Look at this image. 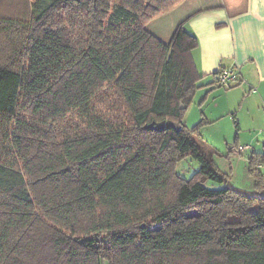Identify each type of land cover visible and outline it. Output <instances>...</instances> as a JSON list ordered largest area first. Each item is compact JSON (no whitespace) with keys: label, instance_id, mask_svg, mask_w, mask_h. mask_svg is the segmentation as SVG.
I'll use <instances>...</instances> for the list:
<instances>
[{"label":"trees","instance_id":"1","mask_svg":"<svg viewBox=\"0 0 264 264\" xmlns=\"http://www.w3.org/2000/svg\"><path fill=\"white\" fill-rule=\"evenodd\" d=\"M182 1L0 0V264H264V154L228 182L184 122L197 38L146 28Z\"/></svg>","mask_w":264,"mask_h":264},{"label":"crops","instance_id":"2","mask_svg":"<svg viewBox=\"0 0 264 264\" xmlns=\"http://www.w3.org/2000/svg\"><path fill=\"white\" fill-rule=\"evenodd\" d=\"M179 23L198 41L191 54L201 79L192 105L205 94L206 102L215 93L218 87L213 75L226 69L238 76L232 87L236 86L240 99L237 104L235 98L233 104L254 102L264 107V0H183L150 20L146 28L167 43ZM227 100L231 104L233 97ZM230 110L234 109L226 111ZM246 115L256 118L252 110Z\"/></svg>","mask_w":264,"mask_h":264},{"label":"rangeland","instance_id":"3","mask_svg":"<svg viewBox=\"0 0 264 264\" xmlns=\"http://www.w3.org/2000/svg\"><path fill=\"white\" fill-rule=\"evenodd\" d=\"M216 85L217 90L206 102L200 103L198 100L186 109L185 124L190 127L201 119L206 120L198 129V140L203 145V150L211 155L214 164L227 175L232 186L250 191L254 177L250 172L248 157L252 152L264 154V107L254 102H245L243 106L235 105L239 104L240 99L236 98L240 96L238 91H234L236 86L228 88ZM229 97H233L231 104L227 100ZM230 108L234 110L227 112ZM224 110L226 114L223 113ZM251 110L256 118L251 119L246 115ZM237 119L240 120L238 123ZM248 126L250 128L245 130ZM246 145L248 146L243 147ZM198 167L195 160L186 158L178 164V172L189 178ZM257 169L262 172L264 179V166Z\"/></svg>","mask_w":264,"mask_h":264},{"label":"built area","instance_id":"4","mask_svg":"<svg viewBox=\"0 0 264 264\" xmlns=\"http://www.w3.org/2000/svg\"><path fill=\"white\" fill-rule=\"evenodd\" d=\"M215 80L218 84L224 86H230L238 81L237 74L232 70L221 69L215 73ZM243 146V147H247Z\"/></svg>","mask_w":264,"mask_h":264},{"label":"water","instance_id":"5","mask_svg":"<svg viewBox=\"0 0 264 264\" xmlns=\"http://www.w3.org/2000/svg\"><path fill=\"white\" fill-rule=\"evenodd\" d=\"M171 125L176 129V130H178V128H179V124L178 123H174V122H172L171 123ZM165 126V120H161V121H159V122H155V121H153V122H151V123H149L148 125H147V127H149V128H156V129H162L163 127Z\"/></svg>","mask_w":264,"mask_h":264}]
</instances>
